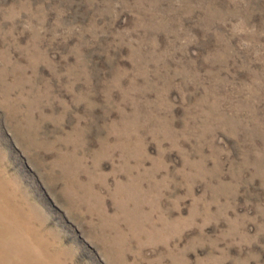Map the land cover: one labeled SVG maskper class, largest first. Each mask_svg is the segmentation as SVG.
Segmentation results:
<instances>
[{
	"label": "rangeland",
	"instance_id": "obj_1",
	"mask_svg": "<svg viewBox=\"0 0 264 264\" xmlns=\"http://www.w3.org/2000/svg\"><path fill=\"white\" fill-rule=\"evenodd\" d=\"M0 190L45 264H264V0H0Z\"/></svg>",
	"mask_w": 264,
	"mask_h": 264
},
{
	"label": "bare ground",
	"instance_id": "obj_2",
	"mask_svg": "<svg viewBox=\"0 0 264 264\" xmlns=\"http://www.w3.org/2000/svg\"><path fill=\"white\" fill-rule=\"evenodd\" d=\"M26 223L30 226L27 219L23 220L19 217L17 209L9 205L0 190V264H45L39 254L31 252V249L34 248L29 237L26 236L27 240L24 241L19 239L16 234L14 237L12 234L6 235L2 231L3 226L11 224L13 228L26 235ZM38 248L46 257V250ZM47 258L50 259L49 256ZM49 259L47 264H55L53 258Z\"/></svg>",
	"mask_w": 264,
	"mask_h": 264
}]
</instances>
